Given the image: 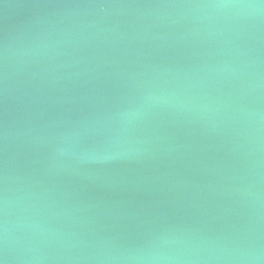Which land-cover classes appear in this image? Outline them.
I'll return each mask as SVG.
<instances>
[{
    "label": "water",
    "instance_id": "water-1",
    "mask_svg": "<svg viewBox=\"0 0 264 264\" xmlns=\"http://www.w3.org/2000/svg\"><path fill=\"white\" fill-rule=\"evenodd\" d=\"M3 264H264V0H0Z\"/></svg>",
    "mask_w": 264,
    "mask_h": 264
},
{
    "label": "snow or ice",
    "instance_id": "snow-or-ice-1",
    "mask_svg": "<svg viewBox=\"0 0 264 264\" xmlns=\"http://www.w3.org/2000/svg\"><path fill=\"white\" fill-rule=\"evenodd\" d=\"M0 264H3V261L2 260H0Z\"/></svg>",
    "mask_w": 264,
    "mask_h": 264
}]
</instances>
